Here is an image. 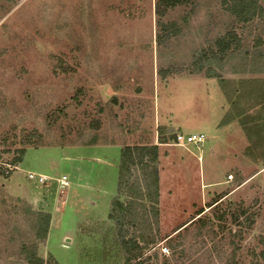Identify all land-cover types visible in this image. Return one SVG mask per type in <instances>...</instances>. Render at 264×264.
Listing matches in <instances>:
<instances>
[{
  "label": "rangeland",
  "instance_id": "374dc122",
  "mask_svg": "<svg viewBox=\"0 0 264 264\" xmlns=\"http://www.w3.org/2000/svg\"><path fill=\"white\" fill-rule=\"evenodd\" d=\"M157 1L0 0V264H30L31 250L126 264L109 216L122 149L140 145L160 147L157 217L147 206L152 228H129L143 264H264V20L243 27L220 1L191 0L168 11L179 32L159 45ZM230 29L244 52L212 66L222 80L194 73ZM188 132L207 142L177 147ZM31 172L70 186L40 188Z\"/></svg>",
  "mask_w": 264,
  "mask_h": 264
},
{
  "label": "trees",
  "instance_id": "16d2710c",
  "mask_svg": "<svg viewBox=\"0 0 264 264\" xmlns=\"http://www.w3.org/2000/svg\"><path fill=\"white\" fill-rule=\"evenodd\" d=\"M223 7L231 14L236 23L243 27L253 26L258 20H264V6L262 0H218ZM191 0H158L156 4V15L158 16V27L160 34L158 36L159 45L167 44L171 41L172 37L179 32L178 27L174 23H165L163 19L166 17L169 10L178 6L185 5ZM262 40H259V44ZM244 52L243 40L238 36L236 29H230L223 36L215 39L209 47L202 49L195 54L192 68L194 73H206L208 78H220L219 73L212 68L222 71L227 66L224 64L236 54ZM245 57L248 55L244 53ZM256 60V57L254 56ZM162 74H167L161 71ZM166 76V75H165ZM176 139V138H175ZM34 141L27 140L26 146L38 147L39 144L33 143ZM33 143V144H32ZM166 143V142H162ZM26 147L17 151L19 157L14 160L13 164L21 163L26 152ZM159 146L158 145H140V146H126L123 147L121 153V165L118 181V192L113 201L111 213L109 216L110 222L115 226L119 246H115L117 250L124 252L123 259L126 264H143L141 260L144 257V247L141 246L143 241H138L135 236H130V227L138 228L139 224L151 229L153 222L151 221L149 209L147 206L156 210L159 204ZM154 194L155 200L148 201L147 196L151 197ZM204 211H200L198 216H201ZM39 219L43 220L39 236L41 239H47L50 225V214H39ZM200 217L198 220H201ZM249 220V219H248ZM202 221V220H201ZM195 222V221H194ZM154 223L158 224V219ZM193 223V222H192ZM192 225V224H190ZM188 226L180 227L175 231L174 236H169L163 240H167L171 244L176 242L175 238L182 237V232ZM162 240V241H163ZM28 261L30 264H44L43 260L38 258L37 252L31 250L28 253ZM264 256V251L261 253ZM140 260V261H139Z\"/></svg>",
  "mask_w": 264,
  "mask_h": 264
},
{
  "label": "built area",
  "instance_id": "2783aa9c",
  "mask_svg": "<svg viewBox=\"0 0 264 264\" xmlns=\"http://www.w3.org/2000/svg\"><path fill=\"white\" fill-rule=\"evenodd\" d=\"M206 141V135L204 134H194V135H186L183 133H179L176 135V143L180 146L186 147V146H201ZM7 174H10V171H7ZM28 180L39 186L40 188H47L50 190V188L56 184L58 186V190L60 191V194H64L69 188L70 183L66 176H63L59 179H52L50 177L44 176L42 174H36V173H29L28 174ZM229 180H234L233 176H229Z\"/></svg>",
  "mask_w": 264,
  "mask_h": 264
},
{
  "label": "crops",
  "instance_id": "0c3cea01",
  "mask_svg": "<svg viewBox=\"0 0 264 264\" xmlns=\"http://www.w3.org/2000/svg\"><path fill=\"white\" fill-rule=\"evenodd\" d=\"M228 82H230V81H228ZM221 88V87H220ZM223 89V88H222ZM220 94H223V96L225 97V95L226 94H224L223 92H222V90L220 89ZM226 98V97H225ZM214 125H215V123H214ZM192 129H194V128H192ZM191 129V130H192ZM191 130H189V131H191ZM213 132H216V129H215V126H214V130H213ZM194 134H204V135H206L205 134V132H201V133H190V132H188V134H186V135H194ZM176 140V139H175ZM207 142V135H206V141H205V143ZM175 143H176V141H175ZM205 143H203L201 146H195V145H192V146H194V147H198V148H200V147H202ZM176 145H177V147H182L183 148V146H180V145H178L177 143H176ZM160 148V147H159ZM159 153H160V149H159Z\"/></svg>",
  "mask_w": 264,
  "mask_h": 264
}]
</instances>
